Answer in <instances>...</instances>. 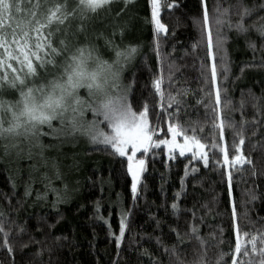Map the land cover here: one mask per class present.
Listing matches in <instances>:
<instances>
[{
	"label": "trees",
	"instance_id": "obj_1",
	"mask_svg": "<svg viewBox=\"0 0 264 264\" xmlns=\"http://www.w3.org/2000/svg\"><path fill=\"white\" fill-rule=\"evenodd\" d=\"M170 2L173 0H164ZM206 3L211 17L216 0ZM221 3L228 7L235 0H221ZM245 3L251 6L253 0ZM255 3L259 5L264 0ZM75 4L76 0H68L69 10ZM29 7L24 0V8ZM202 11L201 0H174L171 9L161 8L160 20L167 31L157 33L149 0H130L127 5L119 0L96 14H89L83 21V31L77 30L82 23L78 15L69 20L71 24L66 31L64 26L59 31L52 27L51 39L56 47H61V40L71 48L91 37L98 42L100 51L107 50L108 42L119 48L137 47L123 70L122 81L131 85L129 99L135 110H141L144 103L149 105L150 126L161 130L155 137L161 139L165 138L169 117L159 108L152 80L163 68L162 87L166 93L176 95L178 90H188L187 95L180 96L184 104L179 122L197 127L198 138L209 153V163L205 166L202 160H193L191 153L180 156L178 150L172 159L164 146L153 148L143 156L139 153L138 157L145 160V168L134 198L127 159L113 155L103 145H81L75 166L68 164V169L74 171L73 183L65 188L60 179L49 181L42 166H36L24 137L9 138L7 153L0 143V223L9 233L8 242L13 251L9 253L0 246V264H156L157 261L176 264V257L165 252L166 246L170 248L174 244L179 258L191 264L203 251L200 243L187 235L192 224L205 241L208 264H214L221 249L228 252L230 242L234 245L233 203L242 233L264 231V97L255 101L249 95L251 90L261 97L264 91V50L260 47L264 40L257 33H250V39L256 43L253 50L244 36L226 26L222 28L226 40L216 62L218 84L226 90L222 91L221 103V118L226 124L224 143L229 146L230 156L234 155L233 130L227 124L235 122V130L239 131L241 121H246L241 149L252 160V165L246 163L227 169L219 149L211 147V114L206 117L204 104L197 103L204 98L203 92L208 91L201 66L211 63L206 56L201 24L194 22L202 17ZM258 15H264V11L258 10ZM24 18L23 13H14L13 23ZM210 26L215 37V24L211 20ZM90 29L95 35L85 36ZM221 63L227 65V73L219 68ZM169 64L173 65L171 81L167 79ZM201 127L203 132L199 131ZM40 141L42 145L49 143L46 137ZM19 144L20 148H16ZM228 171L232 172L231 189ZM26 189L29 195H25ZM250 193L257 199L252 200ZM173 203L178 205L175 211L171 207ZM122 216L127 217L126 230L117 247L115 236L119 235ZM177 232L184 243L178 242ZM2 240L0 233V243Z\"/></svg>",
	"mask_w": 264,
	"mask_h": 264
},
{
	"label": "snow or ice",
	"instance_id": "obj_2",
	"mask_svg": "<svg viewBox=\"0 0 264 264\" xmlns=\"http://www.w3.org/2000/svg\"><path fill=\"white\" fill-rule=\"evenodd\" d=\"M27 2L30 7L25 9L24 0H0V139L35 138L39 143L40 136L48 134L43 132L45 125L53 133H64L66 130L68 135L83 133L89 137L90 143L103 145L105 150H111L113 155L127 158V172L131 176V192L134 198L145 168V160L137 159V153L143 156L153 148L164 146L172 159L178 150L180 156L191 153L193 160L199 159L205 166L208 165L209 153L206 145L198 138L197 127L179 122L180 109L184 104L180 96L187 95L188 90H178L176 95L166 93L162 87L165 83L163 68L161 74L152 80V86L154 94L159 97V108L169 117L164 132L165 138H155L161 130L150 126L147 103L143 104L141 110H135L129 99L131 85L123 83L122 73L127 62L136 54L137 47L113 46L115 56L110 62L99 53L96 45L88 42L71 48L64 40L59 42L61 47L53 45V26L59 31L60 26L78 15L82 22L80 30L83 31V21L88 19L89 14H96L117 0H76L71 10L68 8V0H51V3L49 0H43V3L41 0H35V3L32 0ZM128 2L129 0H123L125 5ZM149 3L154 30L157 33L166 32L167 27L160 20L161 8L166 6L171 9L174 0L170 3H164V0H149ZM201 4L202 17L198 21L194 19V22L201 24L202 35L206 39V56L211 63L201 66V76L208 88V91L203 92L207 102L202 98L197 103L204 104L206 117L211 114V147L219 149L225 168L232 169L246 163L252 165V160L245 156L241 149L245 143L243 126L246 121H241L239 131L235 130V122L227 124V128L233 130L231 148L235 152L234 155L230 156L229 146L224 143L226 124L221 118V103L222 91L226 90L218 84L216 61L224 48L226 36L222 34V28L225 26L234 29L237 35L244 36L248 47L253 50L256 49V43L250 39V33L255 32L264 40V15H258V10L264 11V3L257 5L253 0L250 6L245 0H235V3L224 7L221 0H216L211 17L206 0H201ZM14 13H23L26 18L13 23ZM253 16H256V19H252ZM210 20L215 24V37ZM120 31L122 33L123 29ZM108 43L111 45V42ZM260 47L264 50V43ZM156 49L159 59L158 43ZM219 59L224 61L223 56H219ZM219 68L225 73L228 71L225 63H221ZM168 69L167 79L171 81L173 65L169 64ZM249 95L253 100L259 101L264 97V91L261 97H256L251 90ZM243 104L244 101L241 100V107ZM253 107L260 111L257 104ZM172 108H175L174 112L171 111ZM86 113H90L92 118L87 119ZM54 122H58L59 127H55ZM199 131L203 132V127ZM189 132L192 134L189 135ZM237 137L239 143H236ZM4 147L7 153L8 145ZM185 167L187 169L188 166ZM192 171L195 172L196 169L193 168ZM227 174L231 189L232 172L228 171ZM185 175H188L187 171ZM29 194L26 189L25 195ZM250 196L252 200L257 199L254 193H250ZM37 198H40L39 194ZM171 207L174 211L178 209L176 203ZM237 216L233 203L231 218L234 245L230 242L228 252L221 249L214 264H264V231L254 234L242 233ZM126 218L122 216L120 219L119 235L115 236L117 247L125 235ZM0 233L3 234L0 246L11 253L13 249L8 242L9 233L5 231L3 223H0ZM198 233L199 229L192 224L187 235L189 238H195L203 251L191 264H208L205 241ZM177 240L181 244L184 243L179 232ZM165 252L176 257V264H185L179 258L175 244L170 248L166 246ZM156 264L160 262L157 261Z\"/></svg>",
	"mask_w": 264,
	"mask_h": 264
},
{
	"label": "rangeland",
	"instance_id": "obj_3",
	"mask_svg": "<svg viewBox=\"0 0 264 264\" xmlns=\"http://www.w3.org/2000/svg\"><path fill=\"white\" fill-rule=\"evenodd\" d=\"M70 24L71 23L68 21L66 22L65 25H63L65 27L64 31H66L70 27ZM53 27H56V26H53ZM77 30H80V26L77 28ZM93 35H95V33L93 34L91 29L85 34V36L87 37L93 36ZM93 39L94 37H91L90 39H87V42L94 44L97 47L98 42L95 43ZM113 46L115 45L112 43L110 45L108 43L106 47L107 50L100 51L98 49L99 53L104 58L109 59L110 62H111V59H113L115 56V53L113 51ZM86 118L91 119L92 118L91 114L86 113ZM54 126L59 127L58 122H54ZM43 132L48 133V134L42 135L40 136V138L46 137L47 139H49L48 145H42L40 138H39V143L37 142L35 138H31L27 140L25 139L26 146L28 147L27 151L28 152L31 151V154L34 155L36 166L38 165L42 166L44 170V174L49 179V181H52L54 178L55 179L58 178L63 182V184H65L64 187L68 188L69 185L70 186L72 185L73 178H74V175H72L74 171H71V169H68L69 168L68 164L71 163L73 164V166H75V162L77 161L78 156H79L78 150L81 148V145L82 144H92V143H90L88 136L80 132L73 133L72 135H68L67 130L64 133H53L46 125L43 127ZM0 143L10 146L8 143V139H0ZM96 145H99V144H96ZM20 146L21 145L19 144L18 147L16 148H20ZM138 154L139 153H137V159H140L138 157Z\"/></svg>",
	"mask_w": 264,
	"mask_h": 264
}]
</instances>
